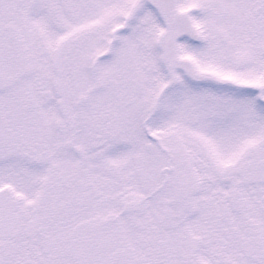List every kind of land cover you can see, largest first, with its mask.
Instances as JSON below:
<instances>
[{
	"label": "snow or ice",
	"instance_id": "1",
	"mask_svg": "<svg viewBox=\"0 0 264 264\" xmlns=\"http://www.w3.org/2000/svg\"><path fill=\"white\" fill-rule=\"evenodd\" d=\"M0 264H264V0H0Z\"/></svg>",
	"mask_w": 264,
	"mask_h": 264
}]
</instances>
